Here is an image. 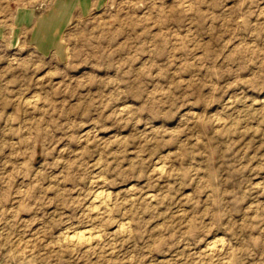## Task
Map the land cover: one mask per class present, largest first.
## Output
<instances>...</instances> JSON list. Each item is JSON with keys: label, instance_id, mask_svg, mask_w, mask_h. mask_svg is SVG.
I'll return each instance as SVG.
<instances>
[{"label": "rangeland", "instance_id": "obj_1", "mask_svg": "<svg viewBox=\"0 0 264 264\" xmlns=\"http://www.w3.org/2000/svg\"><path fill=\"white\" fill-rule=\"evenodd\" d=\"M10 5L0 264H264V0H105L46 54Z\"/></svg>", "mask_w": 264, "mask_h": 264}, {"label": "crops", "instance_id": "obj_2", "mask_svg": "<svg viewBox=\"0 0 264 264\" xmlns=\"http://www.w3.org/2000/svg\"><path fill=\"white\" fill-rule=\"evenodd\" d=\"M104 1L10 0L11 24L16 25V37L25 39L38 52L46 54L57 49L70 21L89 16Z\"/></svg>", "mask_w": 264, "mask_h": 264}, {"label": "bare ground", "instance_id": "obj_3", "mask_svg": "<svg viewBox=\"0 0 264 264\" xmlns=\"http://www.w3.org/2000/svg\"><path fill=\"white\" fill-rule=\"evenodd\" d=\"M40 24V23H39Z\"/></svg>", "mask_w": 264, "mask_h": 264}]
</instances>
